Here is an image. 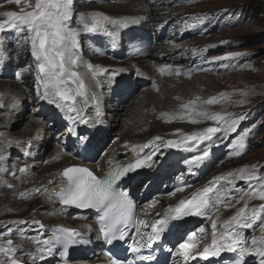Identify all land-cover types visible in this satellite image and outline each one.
<instances>
[{
  "label": "snow or ice",
  "instance_id": "obj_1",
  "mask_svg": "<svg viewBox=\"0 0 264 264\" xmlns=\"http://www.w3.org/2000/svg\"><path fill=\"white\" fill-rule=\"evenodd\" d=\"M6 3L16 5L18 10L0 11V65L10 60L3 34L11 32L17 38L15 55L19 56L21 51L27 50L32 58V64L26 62L15 73L16 81L23 84L24 73L34 65L35 99L53 105L70 122L65 130L76 138L73 147L77 153L82 151L85 158H88L87 154L95 151L99 159L107 158L106 163L113 165L114 161L108 157V152L94 143L87 132L78 133L77 128L79 125L94 128L103 123L101 102L92 89L101 86L99 77L103 74H109L107 79L111 84L126 69H109L85 61L80 53L79 36L82 33L100 34L108 37L115 47L122 30L139 24L147 17H113L100 11L81 12L77 20L80 27H72L73 0H6ZM145 11H149L146 6ZM204 19L205 16L193 14L190 20L184 21L181 31L195 28ZM198 51L202 54L207 51V47ZM239 55L230 53L216 59H233ZM82 68L84 71H81ZM156 71L161 76L187 74L190 78L193 69L182 71L179 66L163 64ZM137 74H140L138 69ZM86 76L91 85L86 83ZM153 86L157 92L160 91L158 86ZM233 94L236 93H219L208 99L195 96L186 101L175 96L173 99L181 102L178 110L160 113V118L166 123L177 120L191 125L213 123L189 132L176 129L175 139L157 135L144 144H132L133 157L126 163L115 165L103 175H98L96 170L84 164H73L47 180L39 181L34 179L31 165L27 162L9 164V149L15 146L21 148L23 156H31L40 128H36L35 133L26 138L12 135L8 128L21 104L22 96L0 92V109L3 110L0 111V117L4 128L0 131V185L20 199L41 197L54 204L58 203L60 214L69 208L95 210L97 239L113 245V248L103 252L102 258L97 257L99 264H137V261L168 264L169 259L172 264H192L197 257L207 260L209 257L220 258L223 254H230L226 256L230 264H264V171H261L264 166L244 165L213 176L199 188H193L191 183L180 177L165 195L177 197L178 193H184L188 188H193V191L162 211L157 208L161 203L160 198H151L138 205L128 191L117 186V182L129 174L154 167L159 157L165 155L164 149L193 153L186 159V163L189 173L195 175L196 170L205 166L212 155L211 147L205 142L216 145L217 141H228L229 136L237 131L238 123L244 119L242 114L227 110L212 112L208 107L230 100ZM239 95L247 96L248 93L240 91ZM6 96L9 100L7 104ZM235 103L244 105L247 101L239 100ZM90 105L94 115L85 114V108ZM40 122V117L29 121L36 124ZM251 131L249 129L229 143L231 156L238 157L245 153L247 137ZM217 133L220 135L217 136ZM122 147L128 149L130 145L125 142ZM145 148L150 150L143 153ZM69 156L75 159L72 152L60 148L50 161L44 163L58 162ZM57 181L58 190L54 183ZM239 181H243L246 187H237ZM26 183L33 186L18 190L20 185ZM224 211H231L232 214L222 218ZM30 216L31 219L0 220V264H45L57 255L60 257L59 264H73L70 250L89 242L75 227L60 225L46 228L44 223L35 219V209ZM187 217L204 218L210 226L191 230L179 223ZM18 225L35 226L36 235H26L23 229L12 227ZM249 230L250 235L246 234ZM14 232L19 242L14 238ZM209 239L210 242L205 243ZM121 242L126 243L127 248ZM166 244L170 246L165 248ZM146 249L149 252L144 255ZM158 249L166 251L167 256L158 259ZM128 252L133 254L134 259H128Z\"/></svg>",
  "mask_w": 264,
  "mask_h": 264
},
{
  "label": "bare ground",
  "instance_id": "obj_2",
  "mask_svg": "<svg viewBox=\"0 0 264 264\" xmlns=\"http://www.w3.org/2000/svg\"><path fill=\"white\" fill-rule=\"evenodd\" d=\"M96 1V11L103 12L113 17L137 15L147 17L146 19L141 20L139 24L132 25L128 29L122 30L121 36L116 42L115 47L112 46L111 40L106 36L85 33L80 35L85 37V43L87 45L85 48L82 45L80 47V53L85 61L91 62L94 65L105 66L109 69H126V71L117 75L111 84H109L107 79L109 74H103L101 77H99L101 86L99 88L92 89L97 93L101 102L100 107L103 113V123L96 125L94 128H89L87 125H79L77 128L78 133L87 132L94 143H97L100 148L108 152V157L112 158L114 161L113 165L106 163L107 158L99 159V155L95 151L91 152V158L82 160L76 149L73 147V143L76 138L70 136L65 130L66 126L69 125L70 122L64 118L63 113H60V111L55 109L53 105H48L44 101L38 102L35 99V92L30 98L29 92L26 88H24V85L20 84L15 78L10 76V69L13 66L21 67L24 60H27L29 64H32V58L27 50L21 51L19 56L15 55L16 43H14L10 35H8L11 32L3 34L10 60L4 65H0V92H4L6 94L11 92L20 94L22 96L21 104L18 110L15 112L14 118L9 125L8 130L14 136L26 138L33 135L36 128H40L38 139L34 142L33 149L31 150V156H23L21 148L14 146L9 149V152L11 153L9 157V164H22L27 162L31 165V171L34 174L35 180H47L51 175L59 173L66 166L73 164H84L90 168H93L97 171V173L102 175L111 167L125 162L133 157L134 154L131 151L132 144H144L157 135H160L165 139H175L177 138L175 135L176 129H182L184 132H189L209 126L213 123L207 122L206 124L191 125L179 120L172 123H166L160 118L161 112H174L178 110V105L181 102L173 99L175 96L182 97L184 101L194 98L195 96H200L202 99H204L202 97L204 91H207L208 89L211 91L219 90L218 87H213L215 86L216 82L215 76L201 74L196 76L195 79H191L186 75L161 76L156 71V69L163 64L179 66L176 64V56H173L167 52L168 49L166 48L165 44L168 42V38L159 39L160 42L159 45H157L155 34H153L151 29L154 25L158 24L161 25V32H163L165 28L167 29L168 23L166 19L174 11V9L169 6L159 5V0ZM0 5H2V7H0V11L18 10L16 5L7 4L6 0H0ZM145 6L149 9V11H145ZM157 37L159 38V36ZM124 46H126V54L124 57L115 59V53H122ZM137 69L140 72L139 75L137 74ZM81 71H84V69L82 68ZM35 76L36 70L31 76L32 78L29 77V80H31L30 82L34 85V89ZM121 76L128 78L122 80V78H120ZM130 78H133L135 81L143 79L144 81H147V86L145 90L139 92L134 97L133 101H129L125 105L126 108H124L127 109L130 114L122 128L120 130L112 131L111 124L113 123L114 119H120V114L118 112L117 114L110 113L107 111V108L109 105H111V98L116 96L115 93L118 92L117 88H122V85L124 86L127 85L126 83H130L129 81L132 80ZM122 82H124V84H121ZM86 83L91 85V81L87 78V76ZM201 83H203V85ZM154 84L159 87V92H157L154 88ZM214 95L217 96L218 93ZM31 101L36 103V110H39V113L28 116L23 124L22 129L15 131L12 129V124H14L17 120L16 118H18V113L23 109L24 105ZM8 102L9 100L6 96L5 104ZM1 110L2 109H0V111ZM55 112H57L59 115L57 118L53 115ZM85 114L94 115V109L91 105L85 108ZM36 117H40L41 122L39 124L29 123V121H33ZM48 117L54 118V122L57 125L61 123L66 124L64 130L61 132V136L63 137L65 143L64 146L56 144L50 149H47V146L44 144L46 138L52 135V129L47 127ZM2 125L3 119L0 118V131L4 130ZM218 135L220 134L217 133V136ZM117 137H119V139H116ZM213 139L215 140L216 137H213ZM125 142H128L130 145L128 149L122 147ZM205 143L209 144L211 148L218 145L220 152L223 151V143H220L219 141L216 142V145H212L211 142ZM201 147H203V145ZM60 148H66L68 151L72 152L73 156H75V159L69 156L64 157L58 162L44 163V161H50ZM163 151L165 152V155L160 156L156 163L160 166L158 167L159 172L157 174L160 175L161 179L164 178L167 173L179 171L180 163L179 157L177 156L184 153V151L180 149H164ZM213 159H215L214 156L209 160V162H211ZM98 161L99 168L97 169ZM211 164L212 167L208 176L210 179H212L213 176L227 173L244 165H252L256 163L253 161H241L237 163H229L228 165L223 166L218 162L213 161ZM159 175L157 176L158 180ZM8 179H11V177H8ZM12 182L16 183L15 180H12ZM54 183H56L58 190V181ZM238 184L237 187H241V185L239 186ZM32 186L33 185L30 183L22 184L19 186L18 190H24L26 188H31ZM139 186L140 183L136 185L135 189ZM173 187L174 186H172L171 189ZM146 189L147 193L141 204L147 202V200L151 198L158 197L161 200L160 205L157 206L158 210H162L164 205L172 204L179 195L183 194L178 193L177 197L166 196L165 194L170 190H162L160 181L152 182L148 187H146ZM187 190L188 189H186V191ZM253 203L258 204L260 201H253ZM8 209H12L13 211L9 212ZM34 209L35 219H38L44 223L46 228H52L59 224L72 226L78 228L84 235V238L89 241L88 243L82 244V246L84 249L94 248V261L87 259L88 257H84V251H82L77 252L76 255L71 258L73 262H99L97 257L99 256L102 258L99 247L100 242L96 236V228L88 213H75L74 216H70L72 210L67 209L66 212L60 214L58 212V203L54 204L41 197L28 200L20 199L18 197H14L11 194V190L5 188L3 185H0V220L8 221L14 219H31L32 217L30 216V213H32ZM54 211L56 214L53 215L52 213ZM231 214V211H224L222 218H226ZM81 216L84 218H78ZM200 222L195 226L198 227ZM12 227L23 229L26 235L35 236L37 232L36 227L33 225H18ZM0 230H2V228H0ZM246 234L250 235V230ZM13 235L14 238L17 239V242H19V238L16 236L15 232ZM25 246L28 247V245ZM217 259L223 260V257L221 256ZM45 264H56L55 258L50 259L49 261L45 262Z\"/></svg>",
  "mask_w": 264,
  "mask_h": 264
},
{
  "label": "rangeland",
  "instance_id": "obj_3",
  "mask_svg": "<svg viewBox=\"0 0 264 264\" xmlns=\"http://www.w3.org/2000/svg\"><path fill=\"white\" fill-rule=\"evenodd\" d=\"M96 2V0H73L74 12L71 26L80 27L77 23L78 14L96 11ZM159 5L169 6L174 11L167 17V29L165 28L163 32L160 31V24L151 28L157 45H159V39L168 38L165 44L167 52L176 56V64L182 70L193 69L191 79L201 74L216 77L213 87H218L219 90L208 89L204 91L202 97L208 99L216 93H236L231 95L230 100L210 106L212 112H221L226 109L228 112L244 116V119L237 125V131L229 136L225 145V153L214 161L223 166L241 161H253L264 166V0H159ZM193 14L205 16L206 19L203 23L197 24L195 28L182 32L184 21L190 20ZM8 35L16 43L17 38L14 34L9 33ZM79 41L80 47L81 45L84 48L87 46L85 37L79 36ZM205 47L207 51L199 53L198 50ZM122 51V53H115L114 58H123L126 54V46ZM230 53L241 55L233 59H216V57L228 56ZM26 62L28 63L24 60L21 67H24ZM21 67L13 66L10 69V76L15 78V73ZM200 69H205V71H200ZM34 71L35 66L33 65L30 71L24 73L23 78L24 88L29 92L30 98L35 92L34 85L29 80ZM120 78L123 80L128 77L121 76ZM130 79L133 80V78ZM132 80L126 83L127 85H122V88H117L118 92L111 98V105L107 108L110 113L120 114V119H114L111 124L112 131L122 128L130 114L125 109V105L133 101L134 97L147 86V81L143 79L133 80L135 83ZM240 91L247 92L248 95L241 96ZM239 100H246L247 103L244 105L235 103ZM25 105L18 113L15 123L12 124V129L15 131L22 129L28 116L39 113L35 102H27ZM53 115L56 118L59 116L56 112ZM54 120L51 117L47 119V127L52 129V135L44 142L47 149L56 144L65 145L61 136L65 124L57 125ZM249 129L252 131L247 137V150L241 156H231L229 143ZM261 171H264V167ZM238 185L246 187L243 181H240ZM74 215L75 212L70 213V216Z\"/></svg>",
  "mask_w": 264,
  "mask_h": 264
}]
</instances>
